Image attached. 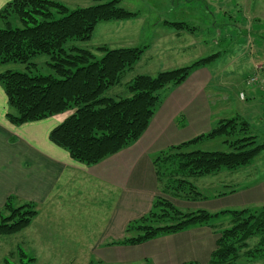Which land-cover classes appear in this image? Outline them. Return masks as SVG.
<instances>
[{
    "label": "trees",
    "instance_id": "16d2710c",
    "mask_svg": "<svg viewBox=\"0 0 264 264\" xmlns=\"http://www.w3.org/2000/svg\"><path fill=\"white\" fill-rule=\"evenodd\" d=\"M120 2L111 0L71 9L54 0H11L0 10V65L21 62L31 68L35 66L31 62L34 56L49 54L55 71L49 75L11 69L0 72V84L9 105L8 120L20 125L73 109L50 131L49 137L75 160L87 165L96 164L138 140L160 106L162 94L182 84L195 69L210 66L221 55L217 52L156 75H138L128 85L130 96L118 99L106 96V91L120 84L142 58L146 47L101 46L99 50L104 55L97 58L88 49L67 44L71 40H90L100 22L128 20L138 15L121 7ZM12 18L21 26L15 25ZM165 24L179 32L196 30L195 25L186 21L166 20ZM249 126L240 116L222 119L209 133L160 152L153 164L161 189L169 188L175 195L188 199L205 198L192 177L246 167L263 151L264 144L247 133ZM238 134L243 136L227 140L231 151L188 150L204 137L232 138ZM250 208L184 212L156 197L146 215L127 225L124 238L110 244H141L198 225L214 226V219L230 214L232 226L219 231L206 264H242L243 253L250 255L248 261H258L264 259V206ZM0 213V236H9L30 226L38 211L36 203L18 204L16 196H9ZM134 231L136 235H132ZM257 236L260 237L257 247L250 249L249 241ZM20 252L26 256L21 248ZM34 263L35 258L31 257L22 264ZM5 264L12 263L6 258Z\"/></svg>",
    "mask_w": 264,
    "mask_h": 264
},
{
    "label": "crops",
    "instance_id": "0c3cea01",
    "mask_svg": "<svg viewBox=\"0 0 264 264\" xmlns=\"http://www.w3.org/2000/svg\"><path fill=\"white\" fill-rule=\"evenodd\" d=\"M10 1L0 0V10ZM185 33H190L191 36L187 37ZM195 33L196 30L176 33L185 43L183 50L176 54L187 60L189 56L192 57L189 49ZM8 69L0 68V72ZM213 79L209 66L201 67L195 69L182 84L167 89L140 138L93 165L75 160L66 149L50 140V131L63 121V115L57 114L20 125L11 123L7 118V96L0 84V209L9 196H16V203L34 202L38 211L30 226L14 235L23 233L24 241L31 249L45 253L48 248H52V242H95L96 245L90 250L101 264L207 263L216 246L218 234L208 225L160 235L141 244L110 243L123 239L127 225L146 215L154 199L162 193L153 164L155 156L160 152L205 135L220 120L236 116L250 123L247 133L255 136L258 143L254 123L245 118V114L225 117L227 105L221 106L218 112L214 110V101L209 92ZM263 88L264 85L257 88V92L252 89L251 97L264 96ZM246 98L245 96V100H240L246 101ZM230 100L228 96L225 101ZM243 109L248 113H260L253 105L244 106ZM260 109H263L260 119L264 122V105ZM241 136L243 135H237ZM218 137L222 136L204 137L192 145L200 143L202 149H210L212 145L208 142ZM246 167L223 169L217 174L203 176L207 178L203 187L230 188L214 192L211 196L204 194V200L196 201L199 206H192V200L178 199L182 201L180 207L219 212L235 209L232 207L238 205L248 204L250 207L264 202V182L257 186L251 185L252 174L250 170L244 169ZM242 175L250 178L245 186H241L244 183L241 181ZM196 186L198 189L202 187L197 183ZM246 187L251 195L249 199H226ZM3 237L0 236V240ZM36 243H39L37 248ZM55 247L67 249L68 245L60 244ZM78 248L83 250L84 244H80Z\"/></svg>",
    "mask_w": 264,
    "mask_h": 264
},
{
    "label": "rangeland",
    "instance_id": "374dc122",
    "mask_svg": "<svg viewBox=\"0 0 264 264\" xmlns=\"http://www.w3.org/2000/svg\"><path fill=\"white\" fill-rule=\"evenodd\" d=\"M54 1L74 9L111 0ZM208 4L210 5L208 6ZM120 6L132 12H137L138 15L128 20L100 22L90 40H71L67 44V47L76 45L80 48L88 49L97 58H101L104 55V52L99 50L101 46H107L108 48L146 47L142 58L124 75L120 84L112 86L106 91V96L116 99L130 96L128 85L138 75H156L160 71L186 66L197 59L220 52L219 58L209 66L214 75L209 88L213 98L212 101H214V110L218 112L221 106L227 105L228 110H225V117L234 116L237 113L245 114V118L254 123V132L258 135V143H264V122L260 119V115L263 113V109H260V106L264 105V96L258 95L256 97V95L251 97L252 89L257 92V88H262L264 85V0H207L206 2L202 0H121ZM11 20L15 25L21 26L18 20L13 18ZM164 20L186 21L196 26V36L192 37V46L189 49L194 59L189 56L187 60L184 59L185 57L176 54V52L183 50L185 43L182 38L180 39L176 36L179 31L165 24ZM1 25L3 26L4 24ZM184 35L187 37L191 36L190 33H185ZM51 61L49 54H38L32 58L31 62L35 63V66H31V68H28L26 63L21 62L2 64L0 68H9L31 74L49 75L55 73L50 65ZM252 76L257 77L258 82L250 88L246 80ZM241 91L245 92L248 98H246V101H241L245 100L240 96ZM228 96H230L231 100L225 101ZM248 105H253L254 108L259 109V115L256 112H246L243 107ZM71 113H73V109L61 113L60 116L63 115L65 119ZM236 138L237 136L232 138L227 136L218 137L208 142L212 145L210 149H202L203 146L199 143L198 145H192L188 150L231 151L233 148L229 142L225 143L224 141ZM244 169L250 170V174H252L251 185L257 186L258 183L264 182V151L255 159L252 166L250 165ZM242 176L243 179L241 181L244 183H241V186H245L250 181V178ZM206 179L204 177L191 178L194 184L197 183L202 186L199 190L206 196H211L214 192H223L230 188L222 186L217 189L213 186L203 187ZM240 191L233 195L229 193L230 196L226 199L247 200L251 197L248 187ZM158 197L172 203L184 212L199 209H194V207H192V210L181 208L180 204L182 201L180 200H192V206H199L200 204H196L198 203L196 201L205 199H188L184 195H175L169 188L162 190ZM246 205L248 206V204H245L232 208L240 210ZM262 206H264V202L250 207ZM250 207L248 206V208ZM231 226V215L224 214L214 219V226L211 227L215 232L219 233L220 230L222 231ZM136 234V231L132 233V235ZM22 235L23 233L4 236L0 240V264H5L6 258L12 264H22L23 261H28L31 257L35 258L34 264H101L90 250L91 247L96 245L95 242H77L72 240H69L68 243L52 242L50 243L52 248H48L45 253L35 248L31 249L24 241ZM259 240V236L250 240V249L257 247ZM60 244H67L68 248L60 249L55 247ZM80 244H84L83 250H79L78 246ZM35 246L37 248L39 243H36ZM20 248L25 252L26 256L21 255ZM86 255L88 256L86 257ZM242 256V264H264L262 257L258 261H248L247 259L250 258V255L243 253Z\"/></svg>",
    "mask_w": 264,
    "mask_h": 264
},
{
    "label": "built area",
    "instance_id": "2783aa9c",
    "mask_svg": "<svg viewBox=\"0 0 264 264\" xmlns=\"http://www.w3.org/2000/svg\"><path fill=\"white\" fill-rule=\"evenodd\" d=\"M258 82V78L257 77H255V76H252V77H250V78H248V80H247V84L249 85V86H252V85H254V84H256ZM240 96L243 98V99H245V93L244 92H241L240 93Z\"/></svg>",
    "mask_w": 264,
    "mask_h": 264
}]
</instances>
